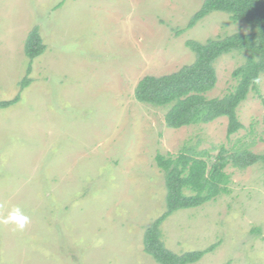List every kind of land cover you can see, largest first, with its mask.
Segmentation results:
<instances>
[{
  "label": "rangeland",
  "instance_id": "rangeland-1",
  "mask_svg": "<svg viewBox=\"0 0 264 264\" xmlns=\"http://www.w3.org/2000/svg\"><path fill=\"white\" fill-rule=\"evenodd\" d=\"M202 3L0 0V100L19 95L0 109V221L16 207L28 217L23 230L0 223V264H159L143 249L145 229L166 209L155 155L264 153V73L229 136L226 117L171 128L166 108L134 96L145 75L194 61L188 40L249 31L221 11L188 27ZM35 26L45 49L29 62L24 43ZM244 58L215 61L207 96L234 89ZM225 172L227 192L170 214L161 240L178 254L216 243L191 264H264V161Z\"/></svg>",
  "mask_w": 264,
  "mask_h": 264
},
{
  "label": "trees",
  "instance_id": "trees-1",
  "mask_svg": "<svg viewBox=\"0 0 264 264\" xmlns=\"http://www.w3.org/2000/svg\"><path fill=\"white\" fill-rule=\"evenodd\" d=\"M212 11L225 12L232 21L242 20L249 26V31L204 42L188 40L186 45L194 52V61L169 74L145 75L137 82L134 96L140 102L166 108L164 119L171 128L226 117V133L229 136L242 127L237 116L238 105L250 91H256L253 78L264 73V0H203L201 7L190 18L188 27ZM44 49L35 26L25 39L24 53L30 62ZM231 52L245 55L244 62L232 72L236 81L234 89L222 97L207 96L217 80L215 61ZM28 80H21L20 89L28 84ZM18 100L19 95L0 100V109ZM232 149L220 146L215 154L188 150L176 156L155 155L156 165L164 175L166 209L145 229L143 249L157 263L191 264L215 247L216 243L202 250L175 253L163 244L160 225L178 209L200 206L227 192L230 180L225 172L227 165L245 168L264 161V153L256 154L248 148Z\"/></svg>",
  "mask_w": 264,
  "mask_h": 264
},
{
  "label": "clouds",
  "instance_id": "clouds-1",
  "mask_svg": "<svg viewBox=\"0 0 264 264\" xmlns=\"http://www.w3.org/2000/svg\"><path fill=\"white\" fill-rule=\"evenodd\" d=\"M252 83L260 85L261 76L254 77ZM28 222V217L23 215L18 207L14 208L7 217H5L0 223L14 224L19 230H23L25 224Z\"/></svg>",
  "mask_w": 264,
  "mask_h": 264
}]
</instances>
